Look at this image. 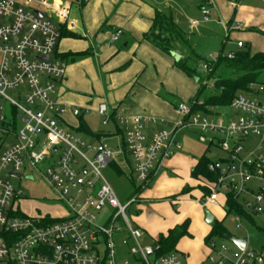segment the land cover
Masks as SVG:
<instances>
[{
    "label": "built area",
    "instance_id": "2783aa9c",
    "mask_svg": "<svg viewBox=\"0 0 264 264\" xmlns=\"http://www.w3.org/2000/svg\"><path fill=\"white\" fill-rule=\"evenodd\" d=\"M239 2L230 0L233 7ZM209 14L210 9H202V15ZM70 16V6L52 5L49 0H0V147L13 140L0 149V264H131L129 259H117L115 235L121 231L126 233L123 245L138 264H183L177 253L158 257V244L144 245L143 232L132 225L127 211L148 186L159 156L169 158L174 148L181 147L179 133L196 127L211 132L210 139L200 134L201 140L222 152L208 165L217 178L203 205H220V195L226 199L233 195L247 212L264 215L262 83H250L245 92L233 98L229 106L236 116L226 121L220 113H192L191 105L181 102V118L162 120V127L149 142L145 126L158 123L155 117L119 115L117 120L125 128V146L133 159L134 181L141 189L128 201L119 200L103 174L114 152L106 144H87L68 131L62 121L67 109L54 98L67 69V64L55 57L62 36L60 25L72 24ZM122 33L117 29L112 42ZM238 46L243 47L244 42L238 41ZM228 56L233 57V53ZM208 71L210 63L206 62L202 72ZM203 84L212 87L213 81L204 80ZM8 90H17L18 99ZM89 110L75 107L72 113L79 116ZM97 112L104 124L112 118L105 102L99 104ZM250 136L256 137L253 148L244 144ZM9 177L44 181L66 214H25L19 205L23 190ZM121 219L125 228L118 224ZM237 221L240 227L239 216ZM208 247V264H264V254L248 247L230 248L213 240Z\"/></svg>",
    "mask_w": 264,
    "mask_h": 264
},
{
    "label": "crops",
    "instance_id": "0c3cea01",
    "mask_svg": "<svg viewBox=\"0 0 264 264\" xmlns=\"http://www.w3.org/2000/svg\"><path fill=\"white\" fill-rule=\"evenodd\" d=\"M49 1L52 5L70 6V17L73 21L72 24L60 25L63 35L55 51V57L67 64L66 75L57 84L54 94V98L67 109L63 115V125L87 144L103 143L114 152L113 161L105 168L115 165L118 174L125 175L132 181L134 191L129 200L135 195L138 185L134 181L133 159L125 146V128L118 122L117 117L122 114L155 117L158 123H147L145 126L146 142H149L153 133L162 127V120L177 121L181 118L178 105L187 99L191 100L199 88L196 79L186 76L174 66L172 56L143 40L144 33L152 26L156 10L170 14L181 29L184 14L173 5L178 2L176 0ZM184 3L186 4H183V8L189 7L187 11L190 13L194 12L192 8L196 5L201 14L203 8L210 9L209 16L215 14L220 22L227 24L228 28L232 27L234 35L246 36L260 47L256 52H264V40L258 37L260 33H264V0H240L237 7H233L230 0H184ZM50 18L58 22L54 15H50ZM117 29H122L123 33L114 43L111 38ZM120 41L121 45L118 44ZM158 53L168 63L162 61L160 64L157 61L154 64L153 56H158ZM149 73L151 77L147 78ZM102 102L108 104L112 115L106 125L112 122L113 127L96 133L84 116L91 112L96 113ZM75 107H89L90 110L74 116L72 109ZM81 120L89 131L77 130ZM193 129L179 133L177 140L180 143L182 141L181 151L174 148L169 158L163 159L162 154L159 156L148 186L142 191L139 201L129 209L133 211L136 219V223L132 225L143 232L141 241L144 245L155 244L160 235H166L169 230L186 220L190 221L189 232L194 231L196 225H201L203 218L205 220L204 212L208 209L214 220L202 233L205 236H202L205 245L204 257L186 256V264H208L210 249L208 243L206 244V237L212 224L222 223L227 214L224 209L221 210L222 207L226 208L227 199L220 195V205H203L204 198L210 194L213 181L203 175L194 176L193 171L203 156L209 157L211 147L215 146L207 141V150L198 149L193 143L192 134H196ZM79 133L94 138L96 143L86 141ZM115 139L119 142L117 150L110 147V141ZM119 156L122 157L123 164L117 161ZM108 211L106 209L104 212ZM116 234H120L122 239L126 235L123 231ZM182 239L183 237L177 244L178 251ZM179 255L185 256L183 252ZM131 258L138 264L133 256ZM123 259L129 258L123 257L120 260Z\"/></svg>",
    "mask_w": 264,
    "mask_h": 264
},
{
    "label": "rangeland",
    "instance_id": "374dc122",
    "mask_svg": "<svg viewBox=\"0 0 264 264\" xmlns=\"http://www.w3.org/2000/svg\"><path fill=\"white\" fill-rule=\"evenodd\" d=\"M176 1L178 2L173 3V5L177 6L176 8L182 13V15L184 14L183 17L184 22L182 25L183 26L182 29L185 32L186 38L188 39V43L192 48H194L196 54L200 58H202V62H201L202 64L199 65L200 71H202V65L204 64L205 60L215 61L219 58L221 53L223 55H226L231 51L240 50L241 48L238 47V40L243 41L245 44L244 48L242 49H250L252 52H256L258 51V48H260L259 46L255 45V43H253V41L247 38L246 36L239 37L234 35L232 33V27L228 28L227 24L220 22L217 16H215V14H211V16L204 17L201 14V11L199 10V7L197 5L194 6V8H192L194 12L190 13L189 11H187L189 7L185 6V8H183V4L184 5L186 4L184 3V0H176ZM189 5L191 4L189 3ZM193 20H197L198 26L192 24ZM258 37L264 40V33H260ZM121 43L122 42L120 41L118 44L121 45ZM177 50L178 53L186 56L189 54L190 48L183 44H180L177 45ZM153 57H155L154 58L155 60L152 61L154 64L157 63V61H159L160 64L163 62L168 63V60L166 58L161 57L159 53L158 56H153ZM153 69H154V65H153ZM150 72H152V69H150ZM149 75L150 73L148 74L147 78L151 77ZM262 77H264V74L262 75ZM8 94L18 99L17 90H8ZM184 102L190 104L189 99H187ZM216 112L220 113V116L225 121L231 117L233 118L236 116V111L233 108H231L229 105L218 107L216 109ZM84 118L89 123L90 127L96 131V133L107 131L108 129H111L113 127L112 122H110L108 125L104 124L103 117L100 116L97 112L96 113L91 112L90 114H86ZM193 131L196 132V134H192V138L194 140L193 143L197 145L196 147L198 149L201 148L203 150L204 149L207 150L209 144L208 142L205 141L203 142L201 140L200 133L204 134L208 139H210L212 136L211 132L208 131L204 132L201 130V128L198 127L194 128ZM79 134L83 136L86 141L96 143V140H94V138H90V136L86 135L85 133H79ZM11 141L13 140L12 139L9 140V143H11ZM255 142H256V137L250 136V138L246 139L244 144L248 148H253L255 146ZM9 143L1 146L0 149H3ZM117 144H119L118 139L110 141V147L114 150H117ZM180 144L181 147L179 150L181 151L183 149L182 141ZM221 155H222L221 151H219L216 147H211L209 157L212 160L217 159ZM121 158H122L121 156L118 157L117 161L119 162V164H123ZM118 173L119 172L115 165H111L103 169V174L105 175L109 183L113 186L121 202H126L130 197V195H132L134 191V186L132 181L129 180L125 175H120ZM9 178L15 185L19 186L23 190L24 196L20 200L19 205L21 211L24 212L25 214L36 215V214L49 213L54 217L64 216V214H66L64 211L65 207H63L61 203L59 204L54 200V195L52 191L49 189V187L44 181L37 178L35 179H26L24 177L21 179L14 177H9ZM251 198H252L251 196L248 197V199ZM223 209L224 211H226L225 210L226 208L222 207L221 210ZM127 214L131 223L132 224L136 223L135 221L136 219L134 216L135 214L131 209L127 211ZM248 214L250 218L242 214H234V213L225 214L222 220V224L226 228L228 233L239 237H246L248 239L247 247L249 249L259 251L264 254V215L254 214L251 211H248ZM237 216L240 217V221L242 223L240 227L238 226ZM118 224L121 227L124 226L122 219L119 221ZM208 225L210 226V223L208 224L207 222H205L203 218L201 225L199 226L196 225L194 231L188 232V234L183 237L181 243H179V251L177 250L175 251V253L179 255L181 252H183L185 254V256L179 255L183 264H186L187 255H191V256L198 255L204 257L205 245L203 243L202 236L204 235L202 233L205 232V230L207 229L206 227ZM189 226H190V221H189ZM213 226L214 224H212V228ZM211 232L212 229L208 233L207 237L211 234ZM212 240L219 243L221 242L226 243L227 245L230 246V248H234V244L228 241L225 237L215 236L213 237ZM115 242L117 245V259L120 260L123 257H128L131 264H135L133 258H131V255L128 252V249L125 247V245H123L122 237L120 234L115 235ZM123 249H125V252Z\"/></svg>",
    "mask_w": 264,
    "mask_h": 264
},
{
    "label": "trees",
    "instance_id": "16d2710c",
    "mask_svg": "<svg viewBox=\"0 0 264 264\" xmlns=\"http://www.w3.org/2000/svg\"><path fill=\"white\" fill-rule=\"evenodd\" d=\"M143 40L150 42L165 54L172 56L174 66L177 69L186 76L197 80L199 84L198 91L190 100L192 113L215 114L218 107L228 106L238 93L245 92L250 83L264 84V77H262L264 74V52H252L250 49L241 48L229 52L233 53V57H229V53L226 55L221 53L215 61L205 60L204 63H210V71L206 73L200 71L199 65L202 64V58L190 46L184 31L174 21L173 17L160 10L155 11L152 26L144 33ZM180 44L190 48L188 55L184 56L178 53L177 45ZM204 80L213 81V86H205L203 84ZM77 130L89 131L83 120H81L80 127ZM210 162L209 157L203 156L195 167L193 175H203L214 182L217 176L209 169ZM140 190L137 187L135 194ZM226 212L227 214H242L250 218L241 202L233 195L227 196ZM188 228L189 221L186 220L183 224L169 230L166 235H160L155 242L159 245L156 256L161 257L169 253H175L179 240L188 234ZM227 234L228 232L223 224L215 222L211 234L206 238V244L215 236L226 238Z\"/></svg>",
    "mask_w": 264,
    "mask_h": 264
},
{
    "label": "water",
    "instance_id": "95a60500",
    "mask_svg": "<svg viewBox=\"0 0 264 264\" xmlns=\"http://www.w3.org/2000/svg\"><path fill=\"white\" fill-rule=\"evenodd\" d=\"M39 15L40 16H44V13H40L39 12ZM47 58L48 57H44V59H47ZM17 176H19V175L17 174ZM204 213H205L206 222L212 223L213 220H214V217L211 214V212L208 209H206ZM226 239L228 241L232 242L236 247H238V248H240L242 250H244L247 247V244H248V239L246 237H239V236H235V235H232V234H227L226 235Z\"/></svg>",
    "mask_w": 264,
    "mask_h": 264
}]
</instances>
